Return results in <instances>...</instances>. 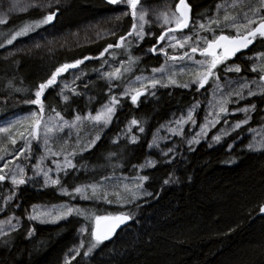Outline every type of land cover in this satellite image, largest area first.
I'll return each instance as SVG.
<instances>
[{
  "label": "trees",
  "instance_id": "trees-1",
  "mask_svg": "<svg viewBox=\"0 0 264 264\" xmlns=\"http://www.w3.org/2000/svg\"><path fill=\"white\" fill-rule=\"evenodd\" d=\"M188 1L193 18L205 20L218 3L227 0ZM112 8L114 5L107 0H72L66 8L58 9L55 23L63 29L71 28ZM43 18V14L34 11L0 22V49L11 35ZM132 22L128 17L119 34L60 51L47 63L23 56L0 58V119L30 103L43 117L56 112L73 119L75 111L84 113L86 105L80 96L64 102L56 86L45 87L54 74L69 64H80L86 72H94L107 60L120 64L122 70L106 88V95L116 100V112L100 138L88 147L75 149L69 157L70 165L59 174L57 185L42 189H31L25 184L16 187L17 195L7 204L2 217H15L19 225L0 236V264H264V151L248 147L250 131L264 127V94L254 98L256 109L248 123L216 144L202 141L189 147L188 137L199 125L204 107L203 91L153 85L146 88L137 103L132 97L120 96L130 78L151 73L163 61L158 54L142 58L140 52L160 36L158 28H154V39H143L141 46L132 40L124 46H114L127 38ZM109 45L114 47L107 48ZM102 53L103 57H97ZM194 53L197 58L202 57ZM258 53H264L263 39H258L250 51L226 61L238 64L240 75L260 80L262 73L251 71L252 56ZM202 98L200 112L183 135L174 138L178 142L176 154H156L151 143L159 127L173 114L183 115ZM97 103L100 101L92 105V110ZM132 123L136 125L132 134L137 139L121 137L124 128ZM149 156L155 157V164L141 169ZM120 176L138 179L147 196L121 208L116 202L107 205L100 200L81 199L76 192L81 186ZM7 186L0 180V190ZM60 189L68 193L63 194ZM118 194L111 193L109 199ZM61 203H69L72 213L55 224L36 223L29 217L34 205ZM123 212L132 217L128 226L110 239L94 235L91 224L96 216L106 218ZM83 225H87V230L82 248L66 260L69 250L78 243V230Z\"/></svg>",
  "mask_w": 264,
  "mask_h": 264
},
{
  "label": "rangeland",
  "instance_id": "rangeland-1",
  "mask_svg": "<svg viewBox=\"0 0 264 264\" xmlns=\"http://www.w3.org/2000/svg\"><path fill=\"white\" fill-rule=\"evenodd\" d=\"M71 2L72 0H0V22L34 11H39L44 16L39 23L25 26L19 33L11 35L0 49V58L23 56L47 63L60 51L85 47L119 34L126 19L131 17L133 22L127 38L114 46H124L125 42L131 40L136 46H141L143 39H154V28H158L160 36L140 52L142 58L158 54L163 61L151 73L130 78L121 91V98H133L138 92H146V88L153 85H178L203 91L206 96L204 107L199 125L188 137L189 147L202 141L216 144L248 123L250 115L256 109L254 98L264 94L262 77L259 80L240 75V66L228 63L221 53H202V57L197 58L194 51L189 53L188 50L206 48L210 40L223 32L241 35L251 30L257 22L264 19V0L222 1L205 21L192 20L184 30H176L183 21L178 12V0H122L111 10L92 20L71 28H60L55 23V14L58 9L66 8ZM132 37L133 39H128ZM114 46L109 45L107 48ZM103 55L104 53L97 57ZM106 62L94 72H86L80 64L66 65L45 86H56L60 99L64 102L73 97L83 98L86 110L82 114L75 111L73 119H67L56 112L43 117L32 103L27 108L12 111L0 119V180L5 185L9 184L0 190V236L8 234L19 225L15 217H2L7 204L17 195L16 187L25 184L31 189H42L57 185L59 174L70 165L69 157L76 152L75 149L88 147L91 141L100 138L111 125L116 112V100L111 95H106V88L114 83L122 70L120 64L109 60ZM251 71L264 74V53L252 56ZM102 96H105L104 99H100ZM202 100L203 98L192 103L183 115L173 114L167 123L159 127L151 143L156 154L160 157L176 154L178 142L174 138L181 137L200 112ZM98 101L100 103H97V108L92 110V105ZM135 126L134 123L126 126L121 137L136 140L137 136L132 134ZM249 135L248 147L264 151V127L253 128ZM166 143L171 145L163 147ZM154 158L149 156L141 169L153 166L156 162ZM102 182L81 186L76 192L81 199L100 200L107 205L116 202L121 208L147 196L138 179L120 176ZM60 190L63 194L68 193L65 189ZM113 192H119L120 195L110 200L109 196ZM70 213L72 206L69 203L34 205L29 217L36 223L55 224L68 218ZM103 217L105 216H96L91 224L96 237L98 234L95 227ZM86 230L87 225L78 230V243L69 250L66 260L80 251Z\"/></svg>",
  "mask_w": 264,
  "mask_h": 264
},
{
  "label": "water",
  "instance_id": "water-1",
  "mask_svg": "<svg viewBox=\"0 0 264 264\" xmlns=\"http://www.w3.org/2000/svg\"><path fill=\"white\" fill-rule=\"evenodd\" d=\"M111 4L115 5L122 0H107ZM178 10L183 18L182 23L176 30H184L190 24V7L186 0H181L178 4ZM264 34V22H261L256 28L245 35L228 37L227 35H222L218 39L208 43L207 47L204 48L200 53L207 55H217L219 51L223 50L224 57H232L240 52L249 50L254 44V37L259 34ZM264 82V75L262 76ZM145 94L144 91L138 92L136 96L133 97V101L137 102ZM261 214L264 215V204L261 207ZM132 222V217L130 214L123 212L120 214L112 215L101 219L96 227V233L104 239H110L120 230L128 226Z\"/></svg>",
  "mask_w": 264,
  "mask_h": 264
},
{
  "label": "flooded vegetation",
  "instance_id": "flooded-vegetation-1",
  "mask_svg": "<svg viewBox=\"0 0 264 264\" xmlns=\"http://www.w3.org/2000/svg\"><path fill=\"white\" fill-rule=\"evenodd\" d=\"M180 1H181V0H178L179 3H180ZM186 1H187L188 6L190 7V14H191L190 22H191L192 20H193V21H195V20H200V21L202 20V21H205V20L207 19V18H206L205 20H203V19H200V18H198V19L193 18V15H192V11H193L192 6H191V4L189 3L188 0H186ZM179 3H178V4H179ZM178 12H179V10H178ZM261 22H264V19H262V20H260L259 22H257V23L253 26V28H252L251 30H249V31H247L246 33H243V34H241V35H245V34L249 33V32L252 31L254 28H256ZM222 35H227L228 37L241 36L240 34H239V35H233V34H229V33L223 32V33H221L220 35H218L216 38L210 40L208 43H210L211 41H214V40L218 39V38H219L220 36H222ZM258 39H263V40H264V34L262 33V34H259V35H257V36L254 37L255 42H254V44L251 46V48L255 45V43L257 42ZM207 45H208V44H207ZM251 48H250L249 50H246V51L240 52V53H238V54H236V55H234V56H232V57H230V58H228V57H225V58H226L227 60L234 59V58H236L238 55L250 51ZM202 50H203V49H202ZM202 50H196V49H194V52H197V53L201 54L200 52H201ZM219 53H221L222 55L224 54V53H223V50H222V51H219ZM219 53H218V54H219ZM203 54H204V53H203ZM223 56H224V55H223ZM263 75H264V74H262V76H263ZM262 79H263V78H262Z\"/></svg>",
  "mask_w": 264,
  "mask_h": 264
}]
</instances>
